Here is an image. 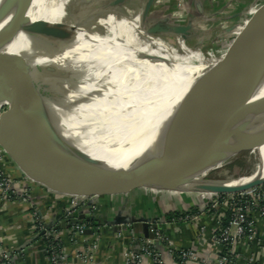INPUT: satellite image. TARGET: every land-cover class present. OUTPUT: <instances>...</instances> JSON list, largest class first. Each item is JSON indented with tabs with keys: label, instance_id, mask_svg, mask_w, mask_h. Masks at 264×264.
Here are the masks:
<instances>
[{
	"label": "bare ground",
	"instance_id": "bare-ground-1",
	"mask_svg": "<svg viewBox=\"0 0 264 264\" xmlns=\"http://www.w3.org/2000/svg\"><path fill=\"white\" fill-rule=\"evenodd\" d=\"M68 1L0 0L1 61L8 58L6 62H9L16 56L29 54L35 47L62 45L75 51L78 62L84 60L88 67V73L83 75L76 67L78 62L66 65L61 60H55L53 62L59 65H55L49 76L45 78L46 68L49 65L47 60L33 61L31 74L36 77V80L29 82L26 86L28 108L23 121L24 128L17 131L24 143L21 153L29 162L52 174L65 177L67 173L60 172L56 166L77 172L106 175L140 170L168 175L180 182L185 178H204L208 173L220 168L242 147H254V150H259L263 157L255 177L264 180V103L256 111L235 115H216L205 128L201 129L205 122H198L187 133L152 146L137 145L111 153L106 148L93 147L86 142L72 140V143L79 148L78 152L59 149L56 151L54 149L57 148L49 149V147L45 149L41 145L43 137L33 135L32 125H29V131L25 127L34 107L40 103L48 104L49 99L44 89L51 84L55 89L60 90L58 97L62 96L69 101H80L90 94H92L91 97L98 96L100 92L97 93L95 90L102 89L103 84L115 74L122 76L123 80H140L167 89L180 90L179 82L183 79L205 88L235 86L230 93L235 90V92L253 90L255 91L254 100L264 98V52L260 53V56H257L259 54L254 55L257 57L253 58H251L253 55L245 56L225 65L222 63L209 66L180 65L166 56L169 52L160 48V44L155 45L158 51L147 50L137 45L126 44L118 37H103L84 30L63 17L51 20L40 28L24 23L27 20H40ZM143 12L144 8H142V15ZM243 61L249 62V65L242 66L241 69L232 68ZM3 68L5 66L0 67V81L5 80ZM69 70L71 75L67 78L70 74ZM171 84L176 87H172ZM130 101L146 114V106L142 101L135 98H130ZM6 104L1 102L0 106ZM144 121L145 119L142 120ZM45 160L51 161L53 167L45 165ZM249 180L242 178L227 181L233 182L234 185L246 183ZM116 184L118 181L77 182L76 186L100 189L111 188ZM165 186L174 187L173 185ZM185 188L187 189L188 186ZM203 195L212 196L213 194Z\"/></svg>",
	"mask_w": 264,
	"mask_h": 264
},
{
	"label": "rangeland",
	"instance_id": "rangeland-1",
	"mask_svg": "<svg viewBox=\"0 0 264 264\" xmlns=\"http://www.w3.org/2000/svg\"><path fill=\"white\" fill-rule=\"evenodd\" d=\"M146 2L147 0H69L46 17L40 20H27L24 23L41 26L63 17L84 30L103 37H118L126 44L137 45L147 50L158 51L155 45H159L157 39H160L162 43L160 48L169 52L166 56L180 65L209 66L217 63L225 65L245 56L253 55L251 56L253 58L262 53L260 49L252 54H243L239 59L240 56L231 61L220 62L225 57L240 54L238 50L242 44L239 43L251 39L250 36L243 38L242 35L253 17L264 7V0H153L147 14L140 15ZM159 22L166 25L188 24L191 28L189 38L180 39L186 43L189 50L182 51L173 38H170L173 36H160L149 32L148 23L154 25ZM236 42L238 46L234 47ZM136 59L143 62L139 58ZM82 61L85 65L81 63ZM81 62L76 67L83 75L87 74V63L84 60ZM69 73L67 78L71 75L70 70ZM121 78L122 76L115 74L103 84L102 89L95 90L97 93L100 92L98 96L86 95L80 101H69L62 96L58 97L60 90L55 89L53 84L49 85L44 89V93L47 94L50 103L37 104L35 112L51 123L43 122L31 113L25 129L29 131V125H32L33 135L41 136L45 140L44 142L41 139L43 141L41 145L45 149L49 147V149L57 148L54 149L56 151L78 152L79 148L72 143V140H77L115 153L137 145H156L173 138L172 136L177 135L180 130L194 123L189 117L187 119L185 115L180 114L182 112L177 109L184 97L180 90ZM234 87H211V89L230 92ZM130 98L142 101L146 106V114L135 106ZM7 107V104L0 106V114ZM216 115L211 114L201 129L205 128ZM241 149L206 177L210 180L225 181L256 173L262 164V153L247 147ZM237 160L242 161L244 169L238 167L227 169V166ZM263 195L264 183L241 193V196L248 198L252 196L261 198ZM190 196L179 197L184 206L189 202L192 203ZM215 198L216 196L206 197L196 205L199 209L205 210L207 204ZM71 199L76 210L79 206L77 200L80 198ZM84 203L86 202L83 201Z\"/></svg>",
	"mask_w": 264,
	"mask_h": 264
},
{
	"label": "crops",
	"instance_id": "crops-1",
	"mask_svg": "<svg viewBox=\"0 0 264 264\" xmlns=\"http://www.w3.org/2000/svg\"><path fill=\"white\" fill-rule=\"evenodd\" d=\"M140 12L142 15V9ZM170 38L182 51L189 50L180 38ZM157 41L162 44L160 39ZM0 174L14 181L13 189L22 197L9 202L0 198V250L9 255L11 264H51L41 232L35 228L33 220L37 217L45 227L61 224L65 212L73 208V197L55 194L30 182L5 155L0 158ZM187 195H191L192 203L184 206L179 197ZM201 195L145 188L127 195L99 197L94 217L97 230L88 229L90 235L72 240L67 231L59 229L57 240L65 255L62 264H125L128 255L139 251V242L149 233V225L155 222L162 223L159 229L174 248L193 252L197 264H218L223 252L215 236L228 207L218 204L212 208L209 203L207 207L212 212L199 209V202L210 197ZM82 204L75 210L76 217L87 214L86 203ZM192 208H197L199 214L186 216L188 220H165L169 213H187ZM116 218L127 220L126 229L119 230L117 225L111 224ZM251 220L255 225V240H238L228 264H264V216L260 209L253 211ZM164 259L172 261L170 256L164 255Z\"/></svg>",
	"mask_w": 264,
	"mask_h": 264
},
{
	"label": "water",
	"instance_id": "water-1",
	"mask_svg": "<svg viewBox=\"0 0 264 264\" xmlns=\"http://www.w3.org/2000/svg\"><path fill=\"white\" fill-rule=\"evenodd\" d=\"M152 2L153 0H147L144 6L143 15L147 14ZM147 26L149 32L155 35L179 37L182 40L189 38L191 30L188 24L166 25L159 22L154 25L148 23ZM33 27L40 28L41 26L33 25ZM247 36H250L251 39L244 40V43L241 40L242 42L239 43L242 44L240 45L241 47L239 46L240 48L238 50L240 51V54L225 57L221 59L220 62L231 61L234 60L235 57L240 56L238 57L239 59L243 54H252L260 49H262V52L264 51V7L258 11V14L250 21L248 28L245 29L242 37L245 38ZM233 46H238L237 42ZM76 57V52L68 47H64L62 45H44L33 48L29 54L16 56L9 62H6L8 58L3 59V61H1L2 59L0 60V67L5 66V68H3L5 80L0 81V103L6 102L8 106L7 109L0 114V148L4 152L3 155H5L30 182L41 185L47 190L58 195L78 197L80 198L77 200L78 205L83 203L84 200L82 199H90L86 203V208L90 207L93 203H97V199L99 197L127 195L136 189L155 188L186 194H213L212 196H217L244 193L264 183V180L255 177L256 173L254 172L247 176L233 178L232 181L240 180L242 178L250 179L246 183H235L233 185V182H229L227 180H210L207 177L191 179L185 178L179 182L173 180V178L168 175L140 170H130L117 173L116 175H106L80 171L77 172L72 169H63L61 166H56L60 172L67 173V176L65 177L60 174H52L29 162L21 153L24 143L22 138L18 136L17 131L24 128L23 121L28 108V95L25 90L26 86L29 82L36 80V77L31 74L34 66L33 61L47 60V63L49 64L46 68L47 75L45 78H47L54 69L55 65H59L57 62L53 61L61 60L66 63V65H72L78 62V58L76 59ZM81 63L84 64L83 61ZM248 63L247 61H245V63L243 61L235 64L232 68L241 69L242 66L244 67L249 65ZM179 83H181V88H179L180 92L183 93L184 97L180 102L182 105L179 103L177 109L182 112L180 114L185 115L187 119L189 117L194 123L187 128H183L177 133V135L172 137L187 133L194 126V124L198 122H205L211 114L235 115L252 112L256 111L259 106L264 103V98L254 100L255 91L253 90L230 93L215 91L211 88H205L198 84H191L186 79H183ZM36 110L37 106H35L34 110L31 112L33 116L37 119L51 123L48 119L38 116L35 112ZM248 148L252 150L254 149V147ZM45 165L53 167V163L49 160H45ZM102 181H118V184L111 188L100 189H85L76 186L77 182ZM165 185H173L174 187L170 188ZM187 186L188 188L186 189L185 187ZM73 217L69 220L61 222V224L57 226H46L45 230L58 231L60 229L68 231L71 226L83 224L86 221L94 219V217L89 216V214ZM127 223V220L116 218L111 224L117 225V229L120 230L126 229ZM43 234L44 233L41 232V235ZM85 234L90 235L91 232L87 230ZM144 237L153 238L150 233L145 234Z\"/></svg>",
	"mask_w": 264,
	"mask_h": 264
},
{
	"label": "built area",
	"instance_id": "built-area-1",
	"mask_svg": "<svg viewBox=\"0 0 264 264\" xmlns=\"http://www.w3.org/2000/svg\"><path fill=\"white\" fill-rule=\"evenodd\" d=\"M2 155L3 151L0 148V158ZM235 195L237 194L225 195L226 197L223 199L226 202L236 201L237 203L232 209V219L225 228H219L218 234L215 236V242L221 249V252H223L222 256L218 260V264L229 263L230 257L233 253V248L238 240H255L256 231L254 221L249 220L253 211L258 208L260 209V214L264 216V195L262 196L263 198H259V196H256L257 198H255L252 196L249 198L250 202H241L236 200ZM238 195L241 196V193ZM0 198L5 202L22 198L13 189L12 182L2 174H0ZM88 200L90 199H85L84 202L87 203ZM96 204L97 203H93L90 207L86 208L87 214L91 217H95L97 210ZM210 204L213 208L218 204L225 203L220 202V197L217 195L216 198L210 202ZM70 209L71 210L68 209L65 212L64 221L75 216V208ZM184 219L188 220L189 217ZM33 223L39 232L44 233L43 235L52 237L55 240L58 239L59 232L53 230L46 231L45 226L38 220L37 217L34 218ZM160 225H162L160 222L151 223L149 225V233L153 236V238L143 237L142 241L139 242V251L128 255L125 264H197V256L193 252L188 250H178L173 247L171 241L167 239L159 229ZM87 230L88 228L84 222L83 224L71 226L67 232L72 236V240H76L77 238H85V232ZM231 230H234V233H232ZM175 254H177V256H175ZM164 255L170 256L172 261L167 262L164 259ZM48 259L51 264H62L65 260L63 250L52 248L50 250V258ZM0 264H11L10 257L4 250H0Z\"/></svg>",
	"mask_w": 264,
	"mask_h": 264
},
{
	"label": "trees",
	"instance_id": "trees-1",
	"mask_svg": "<svg viewBox=\"0 0 264 264\" xmlns=\"http://www.w3.org/2000/svg\"><path fill=\"white\" fill-rule=\"evenodd\" d=\"M234 167H238V168L241 169V168L244 167V164H242V161L237 160L232 165L227 166V169L231 170V168H234ZM219 197H220V202H223V203L227 204L226 207H228L227 215H226L225 219L222 220V223H221V228H225L228 225V223L230 222V220L232 219V209H233L234 205H236L237 202L236 201H234V202H226V201H224L223 199L226 197L225 195L224 196L223 195H219ZM235 197H236V200H239L241 202H246V201L250 202V199L248 197H244V196L241 197L238 194L235 195ZM206 211L212 212L210 207H207ZM196 214H199L198 209L197 208H192L187 213H181V214L180 213H169V214H167L165 216V220L166 221L180 220V219H184L186 216H194ZM251 218H252V216H251ZM251 218H249V220H251ZM85 224H86L88 229L97 230L98 225H97V222H96L95 219L86 221ZM41 239H42V241H43V243L45 245V253H46L48 258H50V250L52 248H56V249H61L62 248V244H61V242L59 240H55L54 238L47 237L45 235H42ZM175 256H177V254H175Z\"/></svg>",
	"mask_w": 264,
	"mask_h": 264
}]
</instances>
